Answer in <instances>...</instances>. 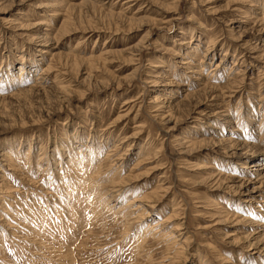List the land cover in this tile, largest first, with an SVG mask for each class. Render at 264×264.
I'll return each instance as SVG.
<instances>
[{
	"label": "rangeland",
	"instance_id": "374dc122",
	"mask_svg": "<svg viewBox=\"0 0 264 264\" xmlns=\"http://www.w3.org/2000/svg\"><path fill=\"white\" fill-rule=\"evenodd\" d=\"M263 30L264 0H0V264H264Z\"/></svg>",
	"mask_w": 264,
	"mask_h": 264
},
{
	"label": "bare ground",
	"instance_id": "6f19581e",
	"mask_svg": "<svg viewBox=\"0 0 264 264\" xmlns=\"http://www.w3.org/2000/svg\"><path fill=\"white\" fill-rule=\"evenodd\" d=\"M43 7V6H42ZM264 31V30H263ZM28 42L33 44L34 49L37 50V52H41V54H43V50L44 48L47 46V44H49V40H47V37L45 35H41L40 37H28ZM135 48V46L133 47ZM140 48H135L133 49V52H139ZM131 49V48H130ZM132 50V49H131ZM167 51V50H166ZM45 54V53H44ZM208 58V55H210V53L206 52V54ZM204 58V56H203ZM213 57H210L208 60H212ZM201 61H203L201 59ZM187 63V62H186ZM201 63V62H199ZM221 63V62H220ZM183 65V64H182ZM221 68V65H216L215 68L210 69L211 73L214 72H218V68ZM48 68V67H47ZM50 68V67H49ZM200 68V66L198 67ZM201 69V68H200ZM43 72L37 74V81L43 80L44 77V72L46 71V69H42ZM49 71V70H47ZM51 71V69H50ZM44 73V74H43ZM47 73V72H46ZM240 75V74H239ZM28 76V75H27ZM24 78V77H23ZM22 78V79H23ZM31 78V77H30ZM36 79V78H35ZM21 80V79H20ZM19 80V82H20ZM24 81V80H23ZM36 81V80H35ZM35 86V85H34ZM215 88V86H212ZM217 87V86H216ZM213 88V89H214ZM212 89V88H211ZM212 89V90H213ZM217 89V88H216ZM230 89V88H229ZM219 90V88H218ZM26 92L27 90L25 89H21L20 92ZM18 95V94H17ZM124 104H127L126 102H124ZM138 132V131H137ZM245 146V145H244ZM234 147V146H233ZM246 147V146H245ZM240 148V147H238ZM236 149V148H235ZM253 149V148H252ZM127 150V149H126ZM240 151L245 150L244 153H242L241 155L245 158V157H251L253 155L249 154L251 152H253V150L249 149H245V148H240ZM231 151V150H230ZM232 154V152H230ZM258 153V151H257ZM121 155H124L123 152H121ZM239 155V154H238ZM237 155V156H238ZM255 155V154H254ZM122 157V156H121ZM120 157V158H121ZM117 159V158H116ZM119 159V158H118ZM121 160V159H120ZM244 162V161H243ZM245 165V164H244ZM243 166V165H242ZM258 164L256 162H252L250 165H246L245 167L241 168L243 171V175H246L245 180L243 182L240 183V186L238 187L239 189H241V195H242V200L241 203L244 204L245 207H249V209L253 208L256 213L261 214V219L262 222H260L259 224H257V226H255V228H253V232L251 233V238L252 241H250V243H248L247 248L251 251L253 250L255 254H257V257H264V181L261 180L262 177H260V173H262L264 171V167H261L259 169ZM220 176V175H219ZM256 177V178H255ZM255 178V179H254ZM217 179V178H216ZM243 179V178H242ZM258 179L260 184L258 186H254L257 183ZM214 183V182H213ZM231 189V188H230ZM144 198V196L142 197ZM151 198V197H150ZM144 199H148L147 195ZM212 202V201H210ZM221 221H226L224 219H221ZM221 223V222H220ZM158 224V223H157ZM250 236V234H249ZM169 238L173 239V236L171 235ZM247 243V242H246ZM178 250V249H177ZM248 251V250H247Z\"/></svg>",
	"mask_w": 264,
	"mask_h": 264
}]
</instances>
